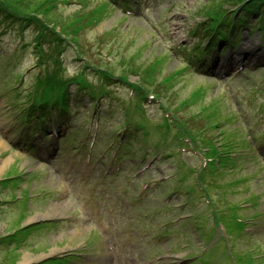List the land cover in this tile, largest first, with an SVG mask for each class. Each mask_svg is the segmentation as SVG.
I'll return each mask as SVG.
<instances>
[{"label":"rangeland","instance_id":"rangeland-1","mask_svg":"<svg viewBox=\"0 0 264 264\" xmlns=\"http://www.w3.org/2000/svg\"><path fill=\"white\" fill-rule=\"evenodd\" d=\"M35 1L43 7L49 3V0ZM65 1L67 4L59 1L53 7V11L45 17L46 21L51 29L78 38L72 43L73 46L67 47L58 57L63 61L61 65L48 60L41 76L42 81L49 79L48 84H52L79 73L88 81L98 79L91 68H85L86 63L92 68L112 73L113 79L109 85H104L107 94L95 101V106L91 105L92 99L87 90L78 89L75 85L72 87L70 112L61 116L63 123L69 120L67 126L72 140L62 141L59 152L48 163L33 161L18 149L23 148L19 146L18 137L23 128L22 115L29 104L23 95L17 96V93L28 89L33 83L32 73L36 61L34 38L37 29L34 23L23 28L21 23L0 26V30H3L0 36V141L3 143L0 145V161L9 158L0 167V178L14 177L0 183V197L9 198V204L3 203L0 207V234L5 236L0 240V264H19L25 258H34L31 262L37 261L39 257L56 256L69 248L81 247L77 244L79 242L86 248L91 244L89 227L96 224L108 229L113 245V253L109 254L105 249V235L101 232L104 245L101 242L102 249L94 254L96 264H108V260L113 261L112 264L189 263L184 259L189 255L195 257L193 264H228V255H231L234 264H264V226L256 231V237L250 239L243 226L238 224L242 222L248 226L264 223V162L259 155L252 158V153L239 157L241 151L248 150L241 136L245 135L252 147L255 145L249 135L250 121L257 123L253 126L260 129V134L264 131V111L259 110L264 106V36L258 32L250 34L247 30L241 31L245 39L241 45L255 42L257 52L254 57L261 61L247 64L238 75L231 74L218 79L212 66L229 57L233 58L240 45L237 49L226 51L224 55H217L209 63L206 73L191 67L185 73L178 72L168 81L166 77L169 74L189 63L179 47L200 39L199 33L196 31L198 35H194L191 28L201 20L211 3H220L221 0H147L132 14L123 8L109 7L96 24L88 22V18L100 11L99 4L104 0ZM227 6L225 3L224 7ZM77 24L81 30L73 33ZM45 42L43 49L46 53L56 56L54 44L49 39ZM138 68L149 74L145 77L151 83L148 85L158 89H148V92H158L166 107L171 109H166L165 105L148 109L149 112L144 116L146 123H141L143 130L150 133L147 143H143V133L137 128L133 142L123 151L127 162H117L123 165V168L120 166L119 175L113 180L104 179L101 177L99 161L93 166L84 165L89 153L88 146L84 145L82 150H68L67 144L71 145L75 138L80 139V130L85 133L90 122L97 120L93 112L98 110L99 126L97 129L93 126V131H97L99 145L92 156L97 159V153L103 149L106 140L122 132L123 128L119 130V127L127 110L135 121L139 119L127 103L129 88L114 79L115 76H125L130 82H135ZM20 74L24 75V84L21 83L16 91L12 86ZM211 74L215 75L214 79ZM38 88L43 91L41 84H38ZM193 93L195 98L189 100ZM132 106L139 111V102ZM174 110L177 112L176 118H182L184 123L169 124L160 119L164 116L170 121V114ZM166 111L170 114L167 115ZM53 113L56 116L57 112ZM230 113L231 120L228 121ZM18 115L20 118L16 120ZM198 131L199 135L195 137ZM36 138L38 136L29 143L37 142L39 150L45 141ZM180 139L193 142L194 152L211 163L206 170L196 169L197 175L202 174L201 177H193L196 192H215L218 196H227L229 201L225 209L213 217L217 232L208 227L197 228L203 222L198 223L196 217L179 224L176 222L184 213L193 211L199 214L200 209L194 205V200L187 207L184 205L176 209L175 206L186 200V197L180 195L176 199L167 193L169 188L176 186L175 180L159 189H143L145 180L153 181L159 175L172 172L190 175L191 169L182 166L184 161L191 168L203 163L198 156L187 152H183L190 155L186 158L176 154L179 146L188 149ZM113 140L118 142L117 139ZM150 146L153 147L151 153L171 158L160 160L155 168L146 173L143 165L146 160L140 165L137 160L144 155V148L149 149ZM178 165L182 166L179 168L181 171ZM22 167L24 171L37 170L41 175L33 180L36 177L33 172L24 178L19 172ZM142 171L145 173L140 174ZM189 177L188 186L192 184V178ZM24 184L31 189L30 193L25 192ZM5 186L9 189H4ZM88 188L95 192L100 210L86 215L79 210L72 212L75 205L86 211L83 203L94 198H87L85 189ZM128 189L131 192L128 193ZM49 191L53 192L46 196ZM261 191L263 207L259 200L261 194H258ZM31 196L36 197L30 200ZM61 201L69 204L68 209L65 210V206L61 210L62 218L69 217L72 212L73 221L68 223L66 229L57 228L53 222L22 229L23 225L37 221H56L54 218L59 217L29 220L36 214L49 211L50 206ZM150 212H153L152 215L148 214ZM164 224L170 229L166 234L171 239L165 233H160V227ZM160 238L163 245L158 246ZM169 240L170 244L166 245ZM187 244L188 247H185ZM51 250H58V253L52 254ZM157 254L163 256L161 263H156ZM80 256L82 254L75 251L63 258L53 257L38 264H86Z\"/></svg>","mask_w":264,"mask_h":264},{"label":"trees","instance_id":"trees-1","mask_svg":"<svg viewBox=\"0 0 264 264\" xmlns=\"http://www.w3.org/2000/svg\"><path fill=\"white\" fill-rule=\"evenodd\" d=\"M234 2H240L242 0H231ZM256 5L260 4L263 0H256ZM253 4L246 6L245 10H248ZM40 2L35 0H0V22L9 23V21L25 20L32 21L31 15H36L41 8ZM48 8V7H47ZM45 14H49L51 10L44 11ZM13 19V20H12Z\"/></svg>","mask_w":264,"mask_h":264},{"label":"bare ground","instance_id":"bare-ground-1","mask_svg":"<svg viewBox=\"0 0 264 264\" xmlns=\"http://www.w3.org/2000/svg\"><path fill=\"white\" fill-rule=\"evenodd\" d=\"M3 143L0 141V145H2ZM9 161V158L7 160H3V161H0V167H2L4 165L5 162H8ZM68 203L66 202H60L59 204H54L53 206H50L49 207V211L45 212V213H41V214H36L34 217H32L29 221H33L35 219H42V218H48V217H60V216H63L62 214V211L61 210H66L68 209ZM66 206V208H64ZM64 208V209H63ZM58 250H51V253H55L57 252ZM50 253V254H51ZM34 258H31V259H24L23 262L21 263H26V262H29L30 260H33Z\"/></svg>","mask_w":264,"mask_h":264}]
</instances>
